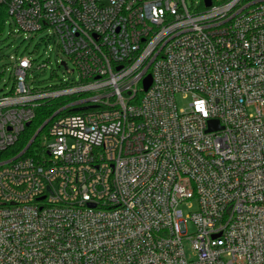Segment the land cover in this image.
<instances>
[{"label":"built area","instance_id":"1","mask_svg":"<svg viewBox=\"0 0 264 264\" xmlns=\"http://www.w3.org/2000/svg\"><path fill=\"white\" fill-rule=\"evenodd\" d=\"M0 6L20 31L52 29L79 73L32 88L21 58L0 152L41 102L82 95L34 154L36 138L0 158V264H264V0Z\"/></svg>","mask_w":264,"mask_h":264},{"label":"rangeland","instance_id":"2","mask_svg":"<svg viewBox=\"0 0 264 264\" xmlns=\"http://www.w3.org/2000/svg\"><path fill=\"white\" fill-rule=\"evenodd\" d=\"M51 37V38H50ZM58 41L53 36L52 29L43 32L29 33L20 31L11 18H8L5 29L0 36V97L6 94L13 86L14 66L21 58L33 60L34 67L28 74L29 84L32 88H47L66 81H79L78 71L67 72L59 64L67 60L57 47ZM45 63V68H38ZM68 66L74 68L72 62ZM179 107H186L191 98L177 95ZM42 138V136H41ZM40 138V140H41ZM186 254L189 258L195 257L190 241L185 243Z\"/></svg>","mask_w":264,"mask_h":264},{"label":"trees","instance_id":"3","mask_svg":"<svg viewBox=\"0 0 264 264\" xmlns=\"http://www.w3.org/2000/svg\"><path fill=\"white\" fill-rule=\"evenodd\" d=\"M10 18L7 8L4 6H0V36L2 35L4 29H5V24L7 19ZM1 58V56H0ZM3 71L0 72L2 74ZM14 87V79H13V86L9 90V92H12ZM82 97L80 96H73V97H60V98H48L41 102L36 108H35V117L31 121V124L25 129V131L22 133L21 139L17 144L13 147L10 148L7 151L0 152V158L1 157H7L9 155H13L16 153L21 152L27 144L30 142V140L33 138L35 133L38 131V129L50 118L53 116L55 112H57L60 108L65 106L70 100L72 99H79ZM71 109L65 110L64 112H70ZM49 122V121H48ZM47 126H45L39 133V135L36 137L34 142L31 144L29 149L26 151V154L32 155L38 148L40 144V138L42 134L47 130Z\"/></svg>","mask_w":264,"mask_h":264},{"label":"water","instance_id":"4","mask_svg":"<svg viewBox=\"0 0 264 264\" xmlns=\"http://www.w3.org/2000/svg\"><path fill=\"white\" fill-rule=\"evenodd\" d=\"M207 4L209 5L210 4V0H207ZM62 65H64L65 67V62H62ZM152 83V77L150 74H148L144 80H143V86H144V90L147 91L150 87ZM30 124V122L27 123V126ZM47 124V122H45L39 129L38 131L35 133V135L33 136L31 142L38 136L39 132L45 127V125ZM220 126L218 124V121H211L210 124H209V131H212V130H216V129H219Z\"/></svg>","mask_w":264,"mask_h":264}]
</instances>
